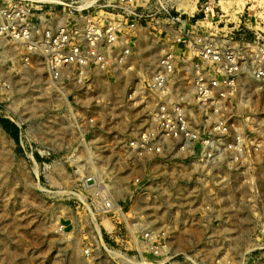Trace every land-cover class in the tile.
Instances as JSON below:
<instances>
[{
	"label": "rangeland",
	"instance_id": "rangeland-1",
	"mask_svg": "<svg viewBox=\"0 0 264 264\" xmlns=\"http://www.w3.org/2000/svg\"><path fill=\"white\" fill-rule=\"evenodd\" d=\"M179 3L197 31L219 41L241 44L259 33L264 37V0ZM207 4L212 13H204ZM13 69L0 64L11 82L0 91V119L22 125L13 137L0 123V264H136L145 248L139 242L137 247L135 238L163 224L173 255L178 254L173 264H264L263 160L214 169L128 160L118 145L131 138L144 114L118 105L100 114L107 119L105 128L87 133V151L78 147L76 118L91 110L90 94L85 100L83 89L66 88L71 109L41 67ZM126 87H118L122 96ZM254 104L264 117L262 92ZM77 148L93 157L86 168L108 178L114 198L124 205L127 221L122 219L118 232L104 228L92 195L77 183L69 163ZM137 174L147 186L142 190L129 183ZM127 185L131 192L122 190ZM136 217L141 226L132 225Z\"/></svg>",
	"mask_w": 264,
	"mask_h": 264
},
{
	"label": "built area",
	"instance_id": "built-area-1",
	"mask_svg": "<svg viewBox=\"0 0 264 264\" xmlns=\"http://www.w3.org/2000/svg\"><path fill=\"white\" fill-rule=\"evenodd\" d=\"M180 1L0 0V64L13 71L41 67L71 109L66 88L83 89L85 100L90 94L91 110L75 123L78 147L87 151V133L105 128L100 114L118 105L144 114L118 145L128 160L209 169L264 161V117L254 104L257 92L264 96V37L231 44L200 33L183 17ZM204 13H212L209 4ZM8 80L0 72V91L10 88ZM126 85L122 96L118 87ZM78 149L69 158L77 183L92 195L104 228L118 232L127 221L124 205L108 178L86 168L93 157ZM129 183L134 190L147 187L139 174ZM137 219L132 225L141 226ZM161 226L135 238L145 248L136 264H173L178 254Z\"/></svg>",
	"mask_w": 264,
	"mask_h": 264
},
{
	"label": "trees",
	"instance_id": "trees-1",
	"mask_svg": "<svg viewBox=\"0 0 264 264\" xmlns=\"http://www.w3.org/2000/svg\"><path fill=\"white\" fill-rule=\"evenodd\" d=\"M0 123L9 134H11L13 137H17V127L13 122L1 118Z\"/></svg>",
	"mask_w": 264,
	"mask_h": 264
},
{
	"label": "bare ground",
	"instance_id": "bare-ground-1",
	"mask_svg": "<svg viewBox=\"0 0 264 264\" xmlns=\"http://www.w3.org/2000/svg\"><path fill=\"white\" fill-rule=\"evenodd\" d=\"M186 11H187V8L185 7Z\"/></svg>",
	"mask_w": 264,
	"mask_h": 264
}]
</instances>
